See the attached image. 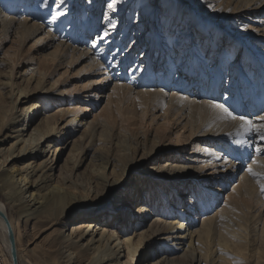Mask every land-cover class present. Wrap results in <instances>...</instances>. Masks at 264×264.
I'll return each mask as SVG.
<instances>
[{
    "label": "bare ground",
    "instance_id": "bare-ground-1",
    "mask_svg": "<svg viewBox=\"0 0 264 264\" xmlns=\"http://www.w3.org/2000/svg\"><path fill=\"white\" fill-rule=\"evenodd\" d=\"M103 1L88 0L82 5V0H56L54 5L53 0H0L2 37L12 30L33 37L44 33L50 45L56 44L55 53L49 54L51 59H62L61 63L68 66L75 59L84 60L86 68L102 74V79L115 81L112 93L117 101L116 110L107 109L106 119L87 122L86 131L69 143L70 154L55 176L48 152L53 149L56 154L59 144L67 142L57 126L58 117L46 114L56 101L44 96L48 91L42 78L34 79L31 90H27L29 85L20 87L15 95L13 72L7 70L5 75L3 71L11 64L0 67V264H14L13 245L18 264H145L149 259L152 264H264V194L258 178L247 170L251 166L264 171V132L247 127V120L257 126L264 124L259 119L264 116V53L254 48L256 44L264 47V38L242 36L248 30L239 23L242 15H247L261 24L264 0H116L115 4L107 0V16L102 23L98 12ZM237 10L243 12L239 18ZM57 11L64 14L53 20ZM27 13L34 23L24 16ZM161 23L162 31L157 29ZM145 33L147 55L132 63L133 51ZM129 36L136 46L127 49ZM2 37L0 34L1 41ZM219 38L224 42L215 49ZM155 53L166 64L159 77L166 83L163 88L156 83L160 71L151 66ZM174 65L187 74H200V92L189 95L191 77L177 92H167L169 68ZM227 65L230 72L222 87ZM46 67L38 68L39 73L47 75ZM32 79L26 76L25 80L30 83ZM41 92L40 96L33 95ZM31 98L37 100L28 105ZM123 102L133 105L129 111L132 116L139 104L148 112L162 106L172 115L178 114V119L183 117L191 137L198 141L194 146L208 153L209 165L223 166L218 173L222 174L220 187L215 188V181L189 162V157L180 158L176 149L170 155L176 160L169 159L144 172L138 170L140 184L136 180L126 184L117 175L132 172L138 163L154 159L158 149L165 148L148 147L147 142L135 138L125 139V144L115 143L123 152L120 159L101 148L97 155L91 150L85 152V137L90 139L87 145L96 136L103 146V138L105 143H113L117 120L128 112L122 110ZM213 104L224 105L233 115ZM42 109L46 110L45 118L35 124ZM69 122L74 127L71 135L79 122L78 114ZM139 149L143 153L136 160ZM86 157L91 165L88 176L77 173ZM238 157L248 167L227 200L220 203L222 187L242 168ZM123 194L129 200L125 201ZM133 203L134 207L139 204L134 211L137 214L128 211ZM216 204L218 211L211 213ZM103 211L105 217L112 216L126 225L125 229L128 225L141 229L145 224L148 228L132 236L124 229L121 241L119 234L108 228L112 222L101 221ZM172 215L178 220L166 218ZM198 215L202 217L200 223ZM187 239L189 243L181 246Z\"/></svg>",
    "mask_w": 264,
    "mask_h": 264
},
{
    "label": "rangeland",
    "instance_id": "rangeland-1",
    "mask_svg": "<svg viewBox=\"0 0 264 264\" xmlns=\"http://www.w3.org/2000/svg\"><path fill=\"white\" fill-rule=\"evenodd\" d=\"M87 1L88 0H82V2H83L82 5H86ZM232 2H233V0H232ZM53 3H54V5H56V0H53ZM101 4L102 5H101V8H99L98 14H99V21H101L103 23L106 19V16H107L108 2H107V0H104L103 3H101ZM221 4H223V3H221ZM253 4H254V1L250 2V5H253ZM261 7H263V5H261L259 8H261ZM90 9L91 8H89V10H87L86 13H89ZM160 11H161V9H160ZM241 13H243V12H241L240 10L239 11L237 10L236 14H235L237 16L236 18H239V15ZM24 16H26L28 18L29 23H34L35 19H32V18L30 19V14L27 13ZM181 18H182V15L179 19H181ZM82 20H84V19H82ZM260 20H261V24H260V22L259 23L256 22V18H251L247 15H242L241 19L239 20V23L242 24L243 26H245V28H247V30H248L247 32H244L242 34V36L245 37L248 34H251V36L264 38V13L261 14ZM160 26L163 27L162 23L159 25V27H157V29L162 31V28H160ZM164 29H165V27L163 28V31H164ZM1 31H2V28L0 25V34L2 37L3 34ZM16 31L17 30H12L11 32H9L7 34V37L3 36L1 38L2 41L0 40V67L4 68V67H6L7 64L8 65L11 64L8 67L9 69L4 68L3 71H4L5 75L10 69L13 72L12 83H13L15 95L17 94V90L20 87H24V86L27 87L29 85L27 90H31L32 86L34 87V84H35L34 79L36 78L38 80V78H42L43 82H44L43 86H45V88H46L44 90L48 91L46 93L44 92L45 95L44 94L43 95L48 99L50 98L51 101L53 100V102L56 101L55 103H51L49 108L46 109L47 112L44 109H42L41 112L39 111V118L37 119L35 124L41 123L42 120L45 118L46 114L49 116L50 115H56L58 117L57 126L59 127L60 130H62V132H64L65 140H67V142L59 144L58 149L56 150V154L52 153L53 149H51L50 153L48 152V157H51V164L54 166L53 173H54V175L56 174L55 176H58L59 173H61L60 168H61L62 164L64 163V161L67 159V157L70 154L69 152H70L71 146H68L69 143H71L73 140L79 138L81 136V134L86 131V129L88 128L87 122L99 121L102 118L106 119L105 115L107 114L108 110H110V112L112 110H116L115 106H117V101L114 100L116 97L112 93V90L115 87V81L112 80V78L109 79V81H105L104 79H102L103 78L102 74L96 72L95 70L91 69L90 67L86 68L85 65H87V63L84 60L75 59L73 64L71 66H68L67 63H61L62 59L61 60L59 58H55L54 60H53V58L51 59L50 58L51 56L49 54L55 53V50H56L55 45L56 44L50 45L49 44V38H45L43 36L44 33H43V35L39 34V35H36L34 37L31 35L32 36L31 37L30 35L25 36V35H22L20 32H18V31L16 32ZM63 32H64V30H63ZM138 32L139 31H137L135 33V37L139 34ZM80 35H82V32ZM93 37H94V35H93ZM146 38H147V34L145 33L141 37V39H139L138 48L135 51H133L134 56H133V62L132 63H135V59H137V57H139V56H141V58L143 55H144L143 58L146 57V55H147V52H145V48L147 46V42H146L147 39ZM22 39H24V40L22 41ZM40 40H42V41H40ZM132 40L133 39L131 36H129L127 38V43L125 44L127 49L130 48L131 46L133 48L136 46V44L133 45ZM35 41H37L39 43H37ZM223 42H224V40L222 38H219L217 40V42L215 43L216 44L215 49L216 48L218 49V47L220 48V46L222 45ZM254 48H256L257 51L264 53V47L263 46L256 44V46H254ZM47 52H48V54H47ZM255 53H258V52H255ZM233 54L235 55V53H233ZM157 57H158V53H155L153 56H151V66H153V68L156 71H160L159 76H157L156 83H157V85L158 84L160 85L159 87L162 86V88H163L166 85V83H165V81L161 82L159 77H160L161 73L164 71V68H165L164 66H166V64H164L165 61L162 62L161 59L160 58L158 59ZM47 58H49V59H47ZM69 59H70V57H68V60ZM5 61H6V63H5ZM59 61H60V63H58ZM43 62L48 67H46V65ZM3 63H4V65H3ZM42 64L45 66H43ZM83 66H84V68H83ZM43 67L44 68L46 67L47 75H44V71L42 74L39 73L38 68H43ZM169 70L171 72V79L169 80L170 86H169V88H167L168 93L177 92V90H180L179 89L180 86H186L185 83H186L187 77L192 78V81L189 83V85H187L188 88H191L189 95H193V94L196 95L197 91L200 92V82H199L200 74H187L186 70L185 71L183 69L179 70L178 66H176V65L172 66L171 69L169 68ZM166 72H167V70H166ZM229 72H230L229 65H227L226 68L223 70L225 78L221 79L222 87H225L224 84L227 81V76H229V74H228ZM26 76L27 77L33 76V79L30 83H28L27 80H25ZM181 76H183V77H181ZM128 78H129V76L125 79L128 80ZM207 79H210V77L207 76ZM94 81H96V82L98 81L97 82L98 84H96V85L90 84L89 85V83H87V82L92 83ZM122 81H124V80L122 79ZM85 86H87V87H85ZM101 87H102V89H101ZM42 93L43 92L33 94V95H37V96L39 95L40 96V94H42ZM36 100H37V98H31V100H29L28 105L35 102ZM123 103H125V102H123ZM136 105H137V107H136L137 113L134 116H132L129 113V111L132 110L133 105L129 102L123 104L122 110H124V112L125 111H128V112L121 114L119 119L117 120V124L115 125L114 131H113V133H114L113 136H114L115 140L113 141L112 144L105 143L107 141H106V139L103 138L102 139L103 141L102 140L100 141V142H103L102 143V144H104V146H103L100 143H98L99 142V140L97 141L98 136H96L94 138L95 141H93V142L91 141L92 143H88V145H87V142H90V139L88 140V137H85V139L83 140L84 141L83 142V148H85V152L87 150H91V153L96 152V155H97L100 152L99 148H101V150H104V152L106 154L111 155L113 157L115 156L116 158L120 159L121 154H123V152L116 148L115 143L117 142V144L121 145L122 143L125 144V139L129 138L133 141V138H135L134 141L138 140L141 143H143L144 141L147 142L148 147H150L151 144H153L156 146L157 149H158V147L159 148L165 147V148L158 149V151H157L158 153L155 155L154 159L148 158L145 160L144 163H142V162L138 163V166H136L132 172H129L127 174H125L123 172V173L117 175L119 177L121 175V179L124 178L126 184L132 183L133 180H136L135 183L140 184L139 179H137V177H136V171H138V170H141L144 172V169H147L149 167H152V166L158 167V165H161V164L164 165L165 163H167L166 161H168L169 159L171 162L176 160V156L170 157V155L172 153V149L173 150L176 149L179 151L178 155L180 158H182V157L188 158L189 157L190 158L189 162H191V163L193 162L192 163L193 165L200 167L201 170L205 174H207L208 177H210L211 182L215 181V185H214L215 188L220 187V178H222V176H221L222 174H218V173H221V171L224 170L223 166H221V165L216 166L213 164L215 166L214 167V166H211L212 164L209 160L207 162V158L205 157V155L208 153H203V152H201V150H203V149L200 150V147L194 146V145H196V143L198 141H196V139L194 138L196 136L193 135L191 137V135H190L191 131L188 127L189 124H186V125L184 124L185 120L183 117H180L178 119V117H179L178 114L172 115L171 112L165 111V108H162V106H159L157 108H152L151 111L148 112L147 110H144L143 107H141V105H139V104H136ZM39 110H40V107H39ZM37 111H38V109H37ZM45 112H46V114H45ZM75 114H78L79 122L77 123L74 132L70 135V133H71L70 129L74 128V127L69 122V120ZM81 118H85V119L83 120ZM21 124H22V122H21ZM183 125H185V126H183ZM155 137H157V139H154ZM51 142L53 145L55 144V140H52ZM170 145H171V148L169 147ZM172 145L174 147H172ZM86 146H87V148H86ZM103 147H104V149H103ZM210 147L214 148L213 145H210ZM195 149H196V151H195ZM83 153H84V151L82 150V153L80 152L79 155L82 156ZM142 153H143V150L139 149V151L136 154V160H140ZM180 158H177V160L179 162H181ZM84 160H86V161L80 165L79 169L77 170L78 171L77 173H82V174L86 173L88 176V174H90L89 167H91V165L89 163L90 162L89 158L86 157V158H84ZM202 160H204L206 162L203 163L204 161H202ZM178 161H176V162H178ZM237 162L242 164L241 165L242 168H240L239 172H236V175L232 179H230L229 183H227L226 185L224 184V186L222 187V189L220 191V195H219L220 203L225 202L227 200L228 193L232 192V190L236 186V184H238L240 182L239 178H241V175L243 174V172L248 167L247 166L248 163H243V161L240 160V158L237 159ZM209 163L211 165H209ZM219 164H221V163H219ZM203 166H205V167H203ZM110 171H111V168L107 169V173L109 172V174H110ZM227 171H229V170H226V173H227ZM260 192H261V190H260ZM141 194L143 195V191H141ZM261 194H264V193L261 192ZM123 197H125V201L129 200V196L127 194L126 195L123 194ZM184 199H186L188 202L190 200L189 197H185ZM138 205L139 204L137 203L136 207H134V203H133V205L130 208H128V211L130 213L137 214L134 211H135V209H137ZM218 208L219 207L216 204L214 206V208L211 210V213L217 212ZM179 209L181 211L183 210L182 207H180V205H179ZM178 212L179 211H176L175 214H177ZM261 212L264 213V206L261 207ZM102 214L103 215H101V221H103V219H106V221H107L106 223L112 222V224H108V228L115 230V232H117L119 234V236L121 237L120 240L123 241L125 238L123 230L125 229L126 225L124 226V224L122 225V223H120V222L118 223V220L112 216H111L112 218L107 217V216L105 217L104 211ZM198 216L200 218V220H199V223H200V221L202 220V217H201V215H198ZM170 217H172V218H169V216H166V218L169 220H175V221L178 220V218L173 219L174 215H172ZM199 223H197V225H195V226L190 227V232L194 231L196 226L199 225ZM148 225L149 224H145V227H143L141 229H134L133 225L132 226L128 225V227H127V229H125V231H127L126 233H129L130 236H132L135 234V232L140 233L143 230L147 229ZM69 226H70V224H69ZM133 229H134V232H133ZM43 237L44 236H41V238H39V239L41 240ZM187 241L185 243L181 242V246L189 243V239H187ZM193 241H194V237H193ZM122 254L126 255V250H124ZM123 258H124V256H123ZM151 261L152 260L149 259L145 264H152ZM139 264H142V263H139Z\"/></svg>",
    "mask_w": 264,
    "mask_h": 264
},
{
    "label": "snow or ice",
    "instance_id": "snow-or-ice-1",
    "mask_svg": "<svg viewBox=\"0 0 264 264\" xmlns=\"http://www.w3.org/2000/svg\"><path fill=\"white\" fill-rule=\"evenodd\" d=\"M61 2H63V0H61ZM115 3H116V0H113V4ZM209 7H211V5H209ZM63 14H64L63 12L57 11L55 15L52 16V19L55 20L58 16H61ZM212 106L217 107V108H222L228 115H233V113L222 104H213ZM239 119L245 120L246 118L239 117ZM259 119L264 121V116H260ZM247 127L249 130H256V131L264 132V124L257 126V125H254L251 120H247ZM261 139L264 140V135L261 136ZM257 151H260V149H257ZM247 170L253 177L258 178V181L260 183V190L262 193H264V171H256L251 166H249Z\"/></svg>",
    "mask_w": 264,
    "mask_h": 264
},
{
    "label": "water",
    "instance_id": "water-1",
    "mask_svg": "<svg viewBox=\"0 0 264 264\" xmlns=\"http://www.w3.org/2000/svg\"><path fill=\"white\" fill-rule=\"evenodd\" d=\"M3 215V213L2 212H0V215ZM12 236V235H11ZM12 256H13V262H14V264H18V262H17V257H16V253H15V247H14V245H13V249H12Z\"/></svg>",
    "mask_w": 264,
    "mask_h": 264
}]
</instances>
